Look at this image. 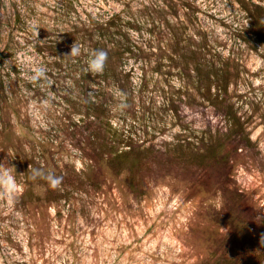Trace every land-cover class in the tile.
I'll list each match as a JSON object with an SVG mask.
<instances>
[{
    "label": "rangeland",
    "instance_id": "374dc122",
    "mask_svg": "<svg viewBox=\"0 0 264 264\" xmlns=\"http://www.w3.org/2000/svg\"><path fill=\"white\" fill-rule=\"evenodd\" d=\"M0 3V88L15 96L0 111V164L19 188L0 197V264H264V0ZM103 9L132 18L128 66L146 74L114 118L147 148L132 171L109 165L98 119L84 123L74 107L87 66L79 25ZM174 28L188 49L230 60L225 102L240 128L216 102L184 94L190 80L168 57ZM75 42L80 55L66 56ZM212 135L224 141L218 158L176 157V137ZM29 166L62 184L32 179Z\"/></svg>",
    "mask_w": 264,
    "mask_h": 264
},
{
    "label": "trees",
    "instance_id": "16d2710c",
    "mask_svg": "<svg viewBox=\"0 0 264 264\" xmlns=\"http://www.w3.org/2000/svg\"><path fill=\"white\" fill-rule=\"evenodd\" d=\"M124 12L104 9L88 11L89 18L79 25L82 26L78 33L79 43L86 51L87 58L91 51L104 49L108 52V60L101 74L92 76L84 69L81 73L82 84H79V89H75L73 95L74 107L78 113H82L80 121L89 124L92 122L91 117L98 119L103 130L102 145L110 147L109 165L119 172L132 171L139 166L146 157L147 149L143 143H136L125 122L121 124L114 121L121 110L124 111L137 99L146 79V74L142 73L141 81L137 80L135 64L128 66V52L134 51L129 31L132 18ZM170 34L168 57L182 66L190 80L184 94L195 98L198 93L203 100L216 102L224 113L234 114L229 120L231 127L240 128L242 122L237 118V112L230 103L225 102L229 76L232 74L230 60L223 59L219 51L209 57L208 51L202 47L188 49L182 44V34L177 28ZM258 35L263 38V31ZM14 98L11 89L0 88V111L10 106ZM193 143L191 139L176 137L173 142L176 157L186 163L196 164L218 158L224 150V141L220 136L218 139L214 135L206 136L200 142L202 145ZM134 180L132 186L136 187ZM251 264L260 263L253 261Z\"/></svg>",
    "mask_w": 264,
    "mask_h": 264
},
{
    "label": "clouds",
    "instance_id": "9594fccd",
    "mask_svg": "<svg viewBox=\"0 0 264 264\" xmlns=\"http://www.w3.org/2000/svg\"><path fill=\"white\" fill-rule=\"evenodd\" d=\"M39 33H37V36ZM81 53L80 46L75 42L71 46L70 54L66 56L77 57ZM108 60V52L104 49H96L89 53L85 72L90 73L92 76L101 74L104 72L106 63ZM45 76V69L43 67L37 68L31 77L33 81L39 80L41 77ZM91 95V93H90ZM258 150H261L264 154V146H258ZM31 172L32 179H37L43 177L49 187L56 189L63 181V177H58L54 173H43L40 169H32L29 166L28 169ZM18 184L15 177L11 174L10 170L5 168L3 164H0V197H11L14 193L18 192ZM260 244L264 246V233L260 235Z\"/></svg>",
    "mask_w": 264,
    "mask_h": 264
}]
</instances>
